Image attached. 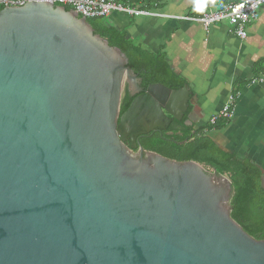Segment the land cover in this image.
Listing matches in <instances>:
<instances>
[{"label": "water", "instance_id": "water-1", "mask_svg": "<svg viewBox=\"0 0 264 264\" xmlns=\"http://www.w3.org/2000/svg\"><path fill=\"white\" fill-rule=\"evenodd\" d=\"M127 65L72 10L0 11V264H264L226 176L137 144L189 87L144 92Z\"/></svg>", "mask_w": 264, "mask_h": 264}, {"label": "crops", "instance_id": "crops-1", "mask_svg": "<svg viewBox=\"0 0 264 264\" xmlns=\"http://www.w3.org/2000/svg\"><path fill=\"white\" fill-rule=\"evenodd\" d=\"M198 3L161 0L148 10L151 15L115 12L104 19L149 53H164L170 69L189 87V125H208L239 90L227 127L208 136L223 151L249 159L264 177V82H255L264 78L255 72L258 64H264V6L248 27L247 39L242 40L229 24L206 30L200 23L187 20L198 16Z\"/></svg>", "mask_w": 264, "mask_h": 264}, {"label": "trees", "instance_id": "trees-1", "mask_svg": "<svg viewBox=\"0 0 264 264\" xmlns=\"http://www.w3.org/2000/svg\"><path fill=\"white\" fill-rule=\"evenodd\" d=\"M140 10H153L161 0H117ZM241 0H211L215 7ZM59 6V5H55ZM3 8L0 7V11ZM69 12L72 9L64 7ZM79 18H82L79 16ZM94 34L105 39L109 46L118 48L128 60V68L141 80L145 92L150 85L161 84L170 90L182 89L186 82L173 73L166 62L164 53L151 54L141 45L127 37L125 31L109 26L104 18L86 19ZM257 76L264 74V64H258ZM239 90L232 95H236ZM134 98L125 90L120 107V116L130 107ZM190 107L181 121L173 120L166 131H154L139 139L138 146L144 151L156 153L177 162H196L206 170L214 169L226 176L233 189L230 201L231 218L252 238L264 241V183L263 172L249 159L240 158L236 153L220 149L208 136L213 131L227 127L231 119H219L214 124L195 128L187 123Z\"/></svg>", "mask_w": 264, "mask_h": 264}, {"label": "built area", "instance_id": "built-area-1", "mask_svg": "<svg viewBox=\"0 0 264 264\" xmlns=\"http://www.w3.org/2000/svg\"><path fill=\"white\" fill-rule=\"evenodd\" d=\"M31 1H47L54 5L66 6L85 19L107 18L115 12L130 16L152 14L145 10L130 7L126 3L117 0H0V7H22ZM263 6L264 0H241L237 3H226L220 7H215L211 0H199L197 6L198 16L186 19L200 23L206 30L213 25L229 24L234 34L245 40L248 37V27L256 22L259 17V10ZM255 82H264V78L256 79ZM237 97L238 93L231 95L221 111L212 116L210 123L214 124L219 119H232Z\"/></svg>", "mask_w": 264, "mask_h": 264}, {"label": "flooded vegetation", "instance_id": "flooded-vegetation-1", "mask_svg": "<svg viewBox=\"0 0 264 264\" xmlns=\"http://www.w3.org/2000/svg\"><path fill=\"white\" fill-rule=\"evenodd\" d=\"M145 136H146V135H145ZM141 137H143V136H141ZM141 137H139V138L137 139V144H138L139 139H140ZM126 144L128 145V147H130V142H129V141H128ZM135 152H136V151H135Z\"/></svg>", "mask_w": 264, "mask_h": 264}, {"label": "rangeland", "instance_id": "rangeland-1", "mask_svg": "<svg viewBox=\"0 0 264 264\" xmlns=\"http://www.w3.org/2000/svg\"><path fill=\"white\" fill-rule=\"evenodd\" d=\"M239 156H241V155H239ZM208 171L210 172V173H212L213 172V170L212 169H208ZM264 178V177H263Z\"/></svg>", "mask_w": 264, "mask_h": 264}]
</instances>
